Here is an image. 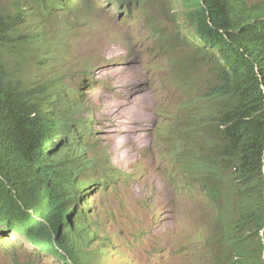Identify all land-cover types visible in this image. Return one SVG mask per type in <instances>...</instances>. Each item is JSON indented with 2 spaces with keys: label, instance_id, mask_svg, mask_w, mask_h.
I'll list each match as a JSON object with an SVG mask.
<instances>
[{
  "label": "trees",
  "instance_id": "obj_1",
  "mask_svg": "<svg viewBox=\"0 0 264 264\" xmlns=\"http://www.w3.org/2000/svg\"><path fill=\"white\" fill-rule=\"evenodd\" d=\"M77 1L11 0L13 12L0 11V226L61 264L95 257L82 210L81 176L90 167L57 110L71 103L61 88L60 100L52 95L57 77L26 81L4 53L27 39L14 31L30 10L71 12ZM178 1L182 11L159 42L187 48L205 74L184 86V112L166 134L176 147L170 165L216 211L204 264H264V3Z\"/></svg>",
  "mask_w": 264,
  "mask_h": 264
},
{
  "label": "rangeland",
  "instance_id": "obj_2",
  "mask_svg": "<svg viewBox=\"0 0 264 264\" xmlns=\"http://www.w3.org/2000/svg\"><path fill=\"white\" fill-rule=\"evenodd\" d=\"M10 2L0 0V11L13 12ZM257 2L264 0L248 1ZM78 5L72 13L30 10L14 31L27 39L4 56L22 79L60 77L56 82L67 86V94L82 100L79 145L96 161V178L107 180L104 190L92 188L87 204L96 232L93 264H204L216 211L168 186L157 156L156 127L183 100L170 79L182 70L205 74L186 49L159 45V33L169 31L182 6L178 0L137 1L118 10L115 0ZM109 166L117 170L115 179L107 175ZM144 229L139 249L135 237ZM0 264L59 263L12 237L0 242Z\"/></svg>",
  "mask_w": 264,
  "mask_h": 264
},
{
  "label": "clouds",
  "instance_id": "obj_3",
  "mask_svg": "<svg viewBox=\"0 0 264 264\" xmlns=\"http://www.w3.org/2000/svg\"><path fill=\"white\" fill-rule=\"evenodd\" d=\"M140 2H143L144 0H137ZM137 1L134 0H126V1H120L117 2L115 1L117 4H119L117 6V10L118 9H123V8H128L130 5H135ZM78 2V1H77ZM77 6H81V5H77ZM74 9L71 10L70 13L73 12ZM122 11V10H120ZM55 12V11H54ZM56 13V12H55ZM60 13V12H59ZM181 13V12H180ZM180 13H178V16L180 15ZM121 14V13H119ZM119 14L117 15V18L119 16ZM178 16H175V18H178ZM185 29V28H184ZM188 29V28H187ZM183 30V29H182ZM184 32H186V30H183ZM168 33V32H167ZM165 33V34H167ZM160 34H164V33H159ZM40 34H37V37ZM159 35H158V40H159ZM159 45L161 47L164 48V51L167 50V47L163 46L160 44ZM180 49H186L188 51L189 54V50L187 48H180ZM170 50V49H169ZM176 50V49H175ZM173 51V50H170ZM196 75V74H193ZM191 73H188V71L186 70H182L179 71L177 74L174 75V78L170 79L171 83L175 86V88L177 90L180 91L181 95L183 96V100L186 98L185 96V92H184V86L187 87L186 83H188L190 80H192L190 78ZM198 76V75H197ZM60 77H57V79H59ZM201 81V80H200ZM30 82V81H29ZM36 82V81H33ZM203 83V81H201ZM56 85L58 87H54L52 95H55L59 100V88H61L62 90H60V92L65 91L66 95H67V101H71L70 105H66V106H61L58 107L57 110L63 115L64 119L66 120V122L71 126L72 128V149L73 151L76 152V154H78L83 160H85V164L88 165L90 168H87L84 173L82 174L81 178L83 180V187L82 189H85L86 191V201L83 204L82 210L85 212L84 217H85V221L87 223V226L89 227V230L93 233L91 235V246L92 248H89L90 250H92V252L95 254L94 260L96 258V250L93 246V240L96 237V232L95 229L91 227L90 225V220L88 218L89 216V210L87 207L88 204V200H89V196L91 194V190L93 187H97L101 185V188L104 190L107 186L106 182V177L102 178L100 182L98 178H96L95 176V171L97 170V166H96V161L95 160H91V158H86L85 157V149L83 147H81L79 145V138L81 135H83L82 129H83V124L80 122V120L76 117V112L79 109V105L82 102L81 99L78 98V95H73V96H69L67 94V86H65V84L63 83H57L55 82ZM202 83H199L195 80H193L192 83V89H197V88H201ZM169 87H171L170 84H168ZM199 90V89H198ZM183 100L179 101L181 103L180 108L176 110L175 114L167 116V122L165 123H161L159 124L156 128H157V140L159 141L158 143V152H157V156H158V166L160 168V170L162 171V174L165 176L166 178V183L168 186L172 185L173 189L177 192L178 195L181 194H190L191 196H193L195 199L200 200L202 199L199 192L192 188V186H187L186 183L184 182V180L177 174V172L172 169L171 165H170V160H171V155L173 153H175L176 151V147L170 143V141L168 140V136H166L167 132L171 129V126L173 123H178L175 119L177 118V116L182 112H184L183 109ZM61 153L65 154L66 158L71 159L73 157L72 155V151H67L66 149H63L61 151ZM103 167H100V171L101 172H105L107 174V171H102ZM106 168V167H105ZM107 169V168H106ZM110 172L107 174L110 176V179H115V175H116V168L115 166H109ZM203 200V199H202ZM204 201V200H203ZM205 203V201H204ZM206 204V203H205ZM76 209L72 210L69 214H68V220H71L73 215L75 214ZM147 230H141L137 236L135 237V240L139 243L138 248L141 249L143 244V239L145 236ZM12 237H18L17 234L14 233V230L11 227H6V226H0V242H6L8 239L12 238ZM19 238V237H18ZM210 238V233L206 238V241L208 242L209 246L206 250V257L209 256V251L211 249V242L209 241ZM20 239V238H19ZM26 242V241H25ZM32 248H34L36 250L37 253H39L40 255H46L40 251H38L34 246H32L29 242H27ZM48 256V255H46ZM49 258H51L50 256H48ZM52 259V258H51ZM54 260V259H53ZM94 260L92 262H94ZM55 261V260H54ZM56 262V261H55ZM59 263V262H58ZM61 264V263H59ZM93 264V263H92Z\"/></svg>",
  "mask_w": 264,
  "mask_h": 264
}]
</instances>
